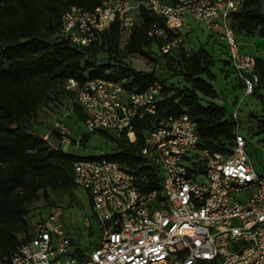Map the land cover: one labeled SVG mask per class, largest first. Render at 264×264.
I'll list each match as a JSON object with an SVG mask.
<instances>
[{
    "label": "built area",
    "instance_id": "2783aa9c",
    "mask_svg": "<svg viewBox=\"0 0 264 264\" xmlns=\"http://www.w3.org/2000/svg\"><path fill=\"white\" fill-rule=\"evenodd\" d=\"M243 0H102L93 9L70 5L61 15L60 35L69 43L86 47L99 32L118 21L123 37L135 24L139 7L162 17L164 27L152 24L147 34L165 41L163 52L184 42L192 23L205 29L221 26L228 58L251 94L258 78L253 55L241 53L234 40L230 16ZM192 22V23H191ZM178 33L167 40V32ZM124 81L104 78L78 82L68 78L64 89L84 111L88 132L125 133L135 140V130L146 115L154 114L161 84L142 91L128 90ZM233 146L227 155L199 150L193 118L168 115L144 132L140 150L148 165L156 167L160 189L141 190L135 176L116 161L81 158L73 163V181L90 197L99 230L98 242L82 253L52 208L39 219L28 240L19 243L0 264H264V176L257 174L245 152L246 140L233 129ZM60 147L79 141L60 127ZM198 150L203 172L188 164L189 152ZM203 176V180H198ZM242 193L243 198H238ZM88 223V220H86Z\"/></svg>",
    "mask_w": 264,
    "mask_h": 264
},
{
    "label": "trees",
    "instance_id": "16d2710c",
    "mask_svg": "<svg viewBox=\"0 0 264 264\" xmlns=\"http://www.w3.org/2000/svg\"><path fill=\"white\" fill-rule=\"evenodd\" d=\"M101 2L0 0V261L10 258L16 246L30 238L26 206L37 199L39 192L46 196L48 190L68 192L77 187L72 171L77 159L116 161L135 176L141 190H159L158 171L146 163L140 150L144 132L162 117L189 114L198 130L199 150L227 155L233 146L236 119L227 117L225 108L212 101L202 104L198 96V93L209 97L214 94L210 83L214 79L210 70L213 60L204 47L187 53L180 44L176 54L183 77L191 88L175 87L153 71L135 70L118 58L122 53L151 59L148 55L151 46H156L163 56L170 57L176 48L163 52L161 46L165 41L147 34L154 23L164 27L162 17L139 7L128 36L123 37L118 21H115L86 47L73 45L61 37V15L67 7L76 5L89 10ZM230 26L233 32L264 37V11L256 0H243L240 10L230 16ZM177 34L168 31L167 40ZM98 50L106 55V60L101 63H97ZM254 59V73L258 78L254 91H258L259 85L264 88V57L254 56ZM226 61L231 64L229 59ZM168 66L171 68L170 63ZM68 78L80 83L95 78L123 80L125 88L134 91H142L153 82H159L161 98L156 112L139 122L134 141H129L125 133L113 138L106 131H98L112 138L117 150L81 157L60 146L52 147L32 130L38 106L51 90L59 88L73 100V94L64 89ZM72 109L84 119L83 109L74 100ZM188 160L194 171H204L201 160ZM21 233L23 235L19 237ZM71 243L75 245L72 238ZM75 253L80 254L82 250L75 247ZM199 264L218 262L201 261Z\"/></svg>",
    "mask_w": 264,
    "mask_h": 264
},
{
    "label": "rangeland",
    "instance_id": "374dc122",
    "mask_svg": "<svg viewBox=\"0 0 264 264\" xmlns=\"http://www.w3.org/2000/svg\"><path fill=\"white\" fill-rule=\"evenodd\" d=\"M261 11H264V0H256ZM192 23V22H191ZM221 26L209 31L201 24L192 23V29L184 34L182 46L187 53L198 47H204L213 60L210 67L214 79L210 81L214 94L204 96L198 93L200 102L209 101L223 106L226 116H232L237 121L239 132L246 140L245 152L254 171L264 176V88L259 85L258 91L245 94L240 76L228 58V46L222 39ZM234 40L237 49L244 54L264 57V37L249 36L234 31ZM179 46L171 52L170 57L163 56L156 46H151L148 55L151 59L136 54H120L119 59L139 71H153L159 78L175 87L191 88L183 77V69L176 57ZM98 62L106 60L102 50L97 52ZM170 63L171 68L168 66ZM73 100L59 88H54L48 97L39 104L32 130L39 138L47 140L52 147H59L60 127H64L73 141H79L75 148L73 142L64 146V150L75 153L77 156L89 157L104 155L117 150V145L110 137H105L98 131L88 132L84 121L73 111ZM111 137L117 138L113 131H106ZM225 145L227 143L225 142ZM232 146V143L231 145ZM190 160H201L198 150L189 152ZM190 165V161H188ZM200 176L198 180H203ZM243 198L242 193H237ZM26 219L29 222V231L39 219H45L52 208L61 209V219L70 237L75 241V247L86 251L95 246L99 238L97 222L93 217L91 201L88 192L77 186L68 192L47 191V195L39 192L35 201L27 206ZM88 220V223H86ZM23 233L19 234L22 237Z\"/></svg>",
    "mask_w": 264,
    "mask_h": 264
},
{
    "label": "crops",
    "instance_id": "0c3cea01",
    "mask_svg": "<svg viewBox=\"0 0 264 264\" xmlns=\"http://www.w3.org/2000/svg\"><path fill=\"white\" fill-rule=\"evenodd\" d=\"M187 33V32H186ZM185 37V36H184Z\"/></svg>",
    "mask_w": 264,
    "mask_h": 264
}]
</instances>
